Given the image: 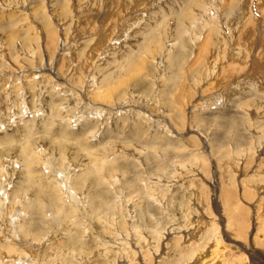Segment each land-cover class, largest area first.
<instances>
[{"label": "rangeland", "instance_id": "obj_1", "mask_svg": "<svg viewBox=\"0 0 264 264\" xmlns=\"http://www.w3.org/2000/svg\"><path fill=\"white\" fill-rule=\"evenodd\" d=\"M0 264H264V0H0Z\"/></svg>", "mask_w": 264, "mask_h": 264}, {"label": "bare ground", "instance_id": "obj_2", "mask_svg": "<svg viewBox=\"0 0 264 264\" xmlns=\"http://www.w3.org/2000/svg\"><path fill=\"white\" fill-rule=\"evenodd\" d=\"M256 235H257V234H256ZM259 235H260V234H259ZM218 245H219V244L216 245V249L218 248ZM214 247H215V246H214ZM219 247H220V246H219ZM218 252H219V250H218ZM216 253H217V252H216ZM213 254H215V253H213ZM205 258H206V257H205ZM202 259H203V258H202ZM206 259H208V257H207ZM199 262H200V261H199ZM204 262H206V261L203 260L202 263H204Z\"/></svg>", "mask_w": 264, "mask_h": 264}]
</instances>
